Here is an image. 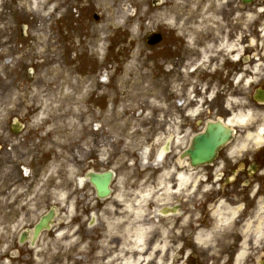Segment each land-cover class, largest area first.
Here are the masks:
<instances>
[{
  "label": "rangeland",
  "instance_id": "rangeland-1",
  "mask_svg": "<svg viewBox=\"0 0 264 264\" xmlns=\"http://www.w3.org/2000/svg\"><path fill=\"white\" fill-rule=\"evenodd\" d=\"M230 1L0 0V264H125L146 250L148 228L135 230L145 229L141 249L133 241L143 211L164 207V196L204 193L176 183L186 171L173 166L208 120L195 86L208 49L194 52ZM256 6L240 20L250 48L264 50V1ZM151 32L162 41L148 44ZM189 102L197 113L182 130ZM169 137L172 151L158 160ZM107 169L113 193L100 200L80 178ZM52 206V229L35 246L20 243Z\"/></svg>",
  "mask_w": 264,
  "mask_h": 264
},
{
  "label": "flooded vegetation",
  "instance_id": "flooded-vegetation-1",
  "mask_svg": "<svg viewBox=\"0 0 264 264\" xmlns=\"http://www.w3.org/2000/svg\"><path fill=\"white\" fill-rule=\"evenodd\" d=\"M221 4L226 7L214 13L218 24L198 39L195 55L207 48L209 57L195 86L199 97H208L207 122L231 138L208 164L173 166L192 170L194 180L185 185L195 183L193 191L204 193L167 196L163 210L143 211L148 218L133 225V241L137 225L148 228L146 250L132 256L136 264H264V50L257 44L250 48L248 28L240 20L249 15V4ZM195 104L179 111L182 130Z\"/></svg>",
  "mask_w": 264,
  "mask_h": 264
},
{
  "label": "water",
  "instance_id": "water-1",
  "mask_svg": "<svg viewBox=\"0 0 264 264\" xmlns=\"http://www.w3.org/2000/svg\"><path fill=\"white\" fill-rule=\"evenodd\" d=\"M243 2L253 3L254 0H243ZM161 39L162 35L156 32H153L148 36V42L151 44H156L160 42ZM228 135L229 132L222 127L219 126L217 129H214V127L208 123L204 132L193 137L192 145L186 149L183 157L188 156L194 165L211 162L217 155L220 146L228 140ZM168 146L169 144L165 147L166 151L169 149ZM87 176L89 177L90 182L95 186L98 197L107 198L110 196L112 192L110 185L114 177V172L112 170L101 173L90 171ZM55 215V208H52L47 214L41 217L33 230V242L38 239L42 231L51 228ZM27 236V232L23 233L21 241L23 242Z\"/></svg>",
  "mask_w": 264,
  "mask_h": 264
},
{
  "label": "bare ground",
  "instance_id": "bare-ground-1",
  "mask_svg": "<svg viewBox=\"0 0 264 264\" xmlns=\"http://www.w3.org/2000/svg\"><path fill=\"white\" fill-rule=\"evenodd\" d=\"M192 114H195L197 113V111H192L191 112ZM262 135V132H260L256 138L257 140H261V136ZM248 138H254L253 136L249 135ZM179 140V138H178ZM170 176V173L168 171H165L164 174L162 175V180L160 178V185L162 186V189H165L166 191H170V187H169V183L166 182V178ZM176 178H177V183H179L180 186H184L186 183H189V181H192L193 179V172L192 170H190L189 172H176L175 174ZM166 177V178H165ZM194 180V179H193ZM153 192L149 191L147 192L145 195H143V197H141V203L140 205L137 207V210L134 212L136 214H139L140 211H142V209L144 208V204L151 198V194ZM167 197V196H166ZM164 199L165 196H164ZM128 209L131 208L130 205L127 206ZM144 234H145V229H139L138 231H136V234H135V245L137 244V248H142L143 246V240H144ZM125 264H136V261L132 260V259H129V258H126V262Z\"/></svg>",
  "mask_w": 264,
  "mask_h": 264
}]
</instances>
